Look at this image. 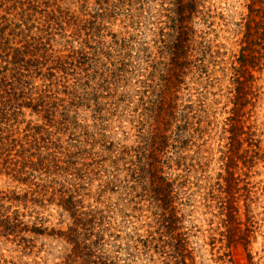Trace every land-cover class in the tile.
Segmentation results:
<instances>
[{
  "label": "rangeland",
  "instance_id": "374dc122",
  "mask_svg": "<svg viewBox=\"0 0 264 264\" xmlns=\"http://www.w3.org/2000/svg\"><path fill=\"white\" fill-rule=\"evenodd\" d=\"M177 4L0 0V264H264V159L236 174L247 251L217 206L248 2L197 0L181 53Z\"/></svg>",
  "mask_w": 264,
  "mask_h": 264
},
{
  "label": "trees",
  "instance_id": "16d2710c",
  "mask_svg": "<svg viewBox=\"0 0 264 264\" xmlns=\"http://www.w3.org/2000/svg\"><path fill=\"white\" fill-rule=\"evenodd\" d=\"M246 1L248 2V14L244 19L243 25L240 26L243 33L240 59H237L239 68H235L234 70V84L235 89L238 90L233 102V108L230 110V117L226 120L228 129H225V132L228 133V143L225 146V152H222V167L225 175H219V179L222 180L223 184H217L219 193L223 196L217 197L219 200L217 201V206L220 209L219 215L223 216L221 223L225 229L224 237L227 241V248L233 245H241L247 251L250 246L254 223L246 205L245 222H241L238 202L241 198V195H239L241 190L247 196H249L250 191L246 186L240 187L244 182L236 174L238 171H242V169L249 171L254 166L255 160L264 159V154L260 155L262 140L259 139L257 129L248 125V121L252 116V109L248 107H253V103L251 102L254 99L252 89H255L253 72L258 65L257 62L264 58V0ZM196 8L197 0H178L176 11L178 26L176 47L179 53L189 48L191 41L189 20H191L194 12H196ZM176 76L178 77L179 75ZM2 88L0 85V89ZM249 97L252 98L249 99ZM243 146H246V148L243 149ZM262 151L264 152V147ZM162 198L166 200L164 204L165 210L169 207L170 202L166 199L165 194ZM247 199L248 197H246ZM176 221L177 219L173 215L169 218V222L171 223L169 229L171 232L177 230L175 227ZM176 241L179 252L186 251V248H184L186 242L182 238V235H178ZM247 256L251 262V256L249 254ZM88 258H90L89 254Z\"/></svg>",
  "mask_w": 264,
  "mask_h": 264
}]
</instances>
